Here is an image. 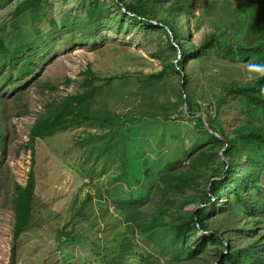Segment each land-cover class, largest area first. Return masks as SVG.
<instances>
[{
    "label": "rangeland",
    "instance_id": "rangeland-1",
    "mask_svg": "<svg viewBox=\"0 0 264 264\" xmlns=\"http://www.w3.org/2000/svg\"><path fill=\"white\" fill-rule=\"evenodd\" d=\"M18 1L0 0V39L9 48L29 44L37 59L31 75L11 79L0 89V264H10L14 184L24 187L30 172L35 195L30 224L16 241V264H110L123 239L137 250L135 260L130 256L127 264H137L140 254L152 256L154 264H220L221 242L240 247L253 241L237 230L243 224L250 231L252 216L243 219L231 198L226 211L206 217L207 232L215 230L222 238L185 259L159 234L155 238L161 239V247L140 241L114 199L125 198L129 205L141 197V215L149 219L161 204L158 178L174 170L187 172L188 178H173L172 186H177L169 191L171 203L165 202L163 210L176 214L203 207L212 178L206 180L207 170L195 163L207 119L221 124L225 136H231L235 126L257 125L264 119V114L258 121L242 112L243 102L226 94L234 82H250L260 70L224 57L231 45L249 47L264 41V0H191L188 13H172L184 49L210 40L204 54L189 56L178 48L171 51L174 38L164 28H147L134 20L120 28L116 13L122 7L116 0L85 3L97 1L111 10L104 25L91 32L82 0H43L37 20L28 13L13 16ZM166 4H155L157 14L150 11L154 22L168 13ZM170 61L179 62L178 69L148 78ZM111 77L118 78L106 83ZM89 81L97 87L88 105L90 118L31 142L30 128L47 104L84 92ZM188 99L194 113L188 107L185 112ZM216 155L228 162L222 150ZM259 226L258 231L264 230V223ZM262 235L256 238V248L262 249L264 260Z\"/></svg>",
    "mask_w": 264,
    "mask_h": 264
},
{
    "label": "trees",
    "instance_id": "trees-1",
    "mask_svg": "<svg viewBox=\"0 0 264 264\" xmlns=\"http://www.w3.org/2000/svg\"><path fill=\"white\" fill-rule=\"evenodd\" d=\"M82 1L84 20L90 25L89 31H95L104 25L102 20L111 13V10L105 9L102 3L97 1H91L88 5L85 4L88 0ZM42 2L43 0H20L13 8V16L20 17L28 13L31 15L32 20H37V12L40 10ZM190 2L191 0H130L128 2L126 0H116L114 4L117 7H122V9L119 8V13H116L120 28H123L124 22L128 20L138 21L147 28H164L174 38L172 42L171 37L168 36L171 51L178 48L184 56L202 55L205 53L204 49L210 40L201 46L190 45L184 49L183 34L179 32L177 23L171 15L174 12H177V14L179 12L181 14L188 13ZM159 3H167L168 13L154 22L149 13L151 10L156 12L154 6ZM210 37L213 39L215 34H211ZM35 54L36 51L29 44L9 48L0 39V89L11 79L24 78V75L32 74L37 59ZM224 57L232 63H250L260 70L261 74L256 79L245 83L234 82L226 90V94L233 95L234 98H238L243 102L242 112L253 114L259 121L260 117L258 115L264 114V41L249 47L231 45L225 50ZM177 64L179 62H166L158 73L151 74L148 78L158 79L168 69H178ZM4 70L7 71L6 74H3ZM114 78L117 79L118 77L108 78L106 83L111 82ZM85 85L88 88L84 92L67 95L58 102L47 104L45 110L38 114L30 128L31 142L34 139L49 137L59 131L81 125L90 118L87 115L88 105L93 100L94 89H97V87L91 86L90 81ZM186 105L190 113H194V106L189 99L186 101ZM197 119L200 120V117L198 116ZM206 122L209 128L216 130L217 134L222 135L223 139L215 136L205 125H202L204 127V138L200 140L201 145L196 147L199 150L197 153L198 161L195 164L197 167L200 166L207 170L206 180L212 178L209 181L210 190L203 200V207L193 212L178 211L176 214H172L173 211L166 213L163 210L162 207L165 202L171 203V198H168L171 197L169 191L177 186H172L173 182L176 183L173 178L182 179L183 182L188 178L187 172L172 173L174 170L158 178L160 184H157L156 188L162 191L161 204L156 208V213L152 214L149 219L141 215L139 209L141 197L139 196L133 199V204L130 203L129 205H125V198H116L114 199L115 207L126 212L124 216L137 230L138 239L144 244L149 245V242H153L155 246L161 247V239H166L165 245L172 252H183L185 259H189L203 252L207 246L215 245L222 238L215 230L207 232L206 217L214 215L216 212L226 211L229 207V200L232 198L243 219L246 216H252L253 218V221L248 223L250 224V231L244 230L243 224L237 230L244 236L250 234L251 236L248 235V237L254 239L240 247L232 246L230 242L228 245L221 242L222 248L217 251L219 261H221L220 264H263L262 249L256 248V238L262 237L264 232L263 229L258 231L259 225L264 223V185L260 182L261 174L264 173V119L261 120V123L257 122V125L242 124L235 126L231 131V136H225L222 125L216 123L213 119H207ZM2 138L3 134L0 132V139ZM108 145L110 146L109 143ZM108 145L106 150L110 151L111 146L109 149ZM30 147L33 148L34 146L31 145ZM1 150L0 144V152ZM220 150H222V154L228 159V162L221 160L216 155V151ZM244 156L245 161L243 160ZM199 158H203L201 163H199ZM215 162H218L219 165L215 166ZM168 165L175 164L168 163ZM29 178L30 180L24 187L17 183L14 184L15 196L12 199V204L15 218L10 264H16L17 238L21 231L30 224L32 196L35 195V181L32 172L29 173ZM131 199H129V202ZM142 200H146V198ZM215 202L218 204V208H215ZM156 234H159L161 239H156ZM134 246V243L123 239L117 244L116 255L109 263L127 264L130 262V256L133 259V256H136L137 250H133ZM137 261V264H154V259L149 255L140 254Z\"/></svg>",
    "mask_w": 264,
    "mask_h": 264
},
{
    "label": "water",
    "instance_id": "water-1",
    "mask_svg": "<svg viewBox=\"0 0 264 264\" xmlns=\"http://www.w3.org/2000/svg\"><path fill=\"white\" fill-rule=\"evenodd\" d=\"M184 107H185V112L188 114V110H187V105H186V102H184ZM202 118H203V116H202ZM204 119V118H203ZM205 126H206V128L207 129H209V131H210V128L208 127V125L205 123ZM211 132V131H210ZM217 137H218V135L217 134H215ZM220 138V137H219Z\"/></svg>",
    "mask_w": 264,
    "mask_h": 264
},
{
    "label": "clouds",
    "instance_id": "clouds-1",
    "mask_svg": "<svg viewBox=\"0 0 264 264\" xmlns=\"http://www.w3.org/2000/svg\"><path fill=\"white\" fill-rule=\"evenodd\" d=\"M206 124H207V123H206ZM207 125H208V124H207ZM208 127H209V126H208ZM210 131L212 132V130H211V129H210ZM212 133H213V132H212ZM213 134H214V133H213ZM215 134H216V133H215ZM215 134H214V135H215ZM217 135H218V134H217ZM215 136H216V135H215Z\"/></svg>",
    "mask_w": 264,
    "mask_h": 264
}]
</instances>
